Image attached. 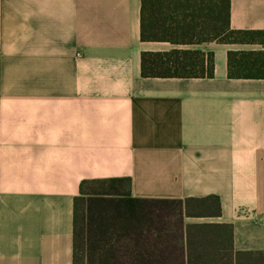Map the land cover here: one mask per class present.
<instances>
[{"label": "crops", "instance_id": "obj_1", "mask_svg": "<svg viewBox=\"0 0 264 264\" xmlns=\"http://www.w3.org/2000/svg\"><path fill=\"white\" fill-rule=\"evenodd\" d=\"M230 26L264 30V0H230ZM173 48L212 51L214 75L142 76V51ZM230 50L264 43L142 40L141 0H0V264H73L80 183L109 177L264 251V78L229 77ZM210 195L219 215L185 213ZM183 226L156 264L218 254Z\"/></svg>", "mask_w": 264, "mask_h": 264}, {"label": "trees", "instance_id": "obj_2", "mask_svg": "<svg viewBox=\"0 0 264 264\" xmlns=\"http://www.w3.org/2000/svg\"><path fill=\"white\" fill-rule=\"evenodd\" d=\"M141 38L264 43V30L232 28L230 0H141ZM227 66L229 77L264 78V50H230ZM214 68L212 51L173 48L141 53L145 77H211ZM130 187L129 177L81 181L74 199L73 264H156L159 257L152 250L169 246L168 231H183L180 217H168L181 214V199L133 197ZM185 213L219 215V198H188ZM184 231L188 249L219 250L215 255L188 254L189 264H264V251L234 250L229 223H189Z\"/></svg>", "mask_w": 264, "mask_h": 264}]
</instances>
